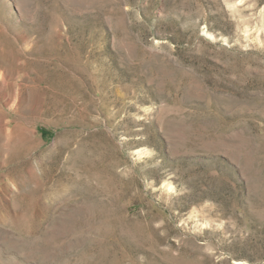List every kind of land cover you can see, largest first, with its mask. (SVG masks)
<instances>
[{"label":"rangeland","instance_id":"374dc122","mask_svg":"<svg viewBox=\"0 0 264 264\" xmlns=\"http://www.w3.org/2000/svg\"><path fill=\"white\" fill-rule=\"evenodd\" d=\"M0 264H264V0H0Z\"/></svg>","mask_w":264,"mask_h":264}]
</instances>
